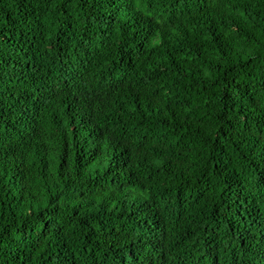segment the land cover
<instances>
[{
  "label": "trees",
  "instance_id": "obj_1",
  "mask_svg": "<svg viewBox=\"0 0 264 264\" xmlns=\"http://www.w3.org/2000/svg\"><path fill=\"white\" fill-rule=\"evenodd\" d=\"M0 264H264V0H0Z\"/></svg>",
  "mask_w": 264,
  "mask_h": 264
}]
</instances>
